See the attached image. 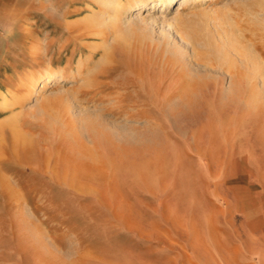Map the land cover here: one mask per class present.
Instances as JSON below:
<instances>
[{"label": "rangeland", "instance_id": "rangeland-1", "mask_svg": "<svg viewBox=\"0 0 264 264\" xmlns=\"http://www.w3.org/2000/svg\"><path fill=\"white\" fill-rule=\"evenodd\" d=\"M182 1L0 0V264H264V0Z\"/></svg>", "mask_w": 264, "mask_h": 264}, {"label": "bare ground", "instance_id": "bare-ground-1", "mask_svg": "<svg viewBox=\"0 0 264 264\" xmlns=\"http://www.w3.org/2000/svg\"><path fill=\"white\" fill-rule=\"evenodd\" d=\"M96 1V3L97 4H99L101 7H103V8H107V9H111L115 14H117L116 16H117V19H119V21L120 22H122V21H124V19H126V18H132L133 16H139V18H140V15L141 14H143V13H152V12H156L155 10L156 9H158L159 7H161V6H165V8L166 7H168V6H170V5H172L175 1H177V0H152V1H150V0H145V1H140V2H136L133 6H126V5H124L123 3H121L119 0H95ZM188 1H191V2H194V3H198V2H201V3H207V2H210V1H212V0H183L182 2H180L179 4V7H178V10L179 9H181V8H184V6H186L187 5V2ZM224 1V0H223ZM226 1V0H225ZM230 1V0H229ZM231 1H233V0H231ZM193 3V4H194ZM200 3V4H201ZM199 4V3H198ZM228 4V3H227ZM178 5V4H177ZM192 6V5H191ZM195 9V8H194ZM263 11H264V8H263ZM102 14L100 13V14H96V15H94V21L96 22V25L98 24V26H105L106 25V21L105 20H103L102 18H103V16H101ZM161 15H163V11L161 12ZM145 16V15H144ZM142 17V16H141ZM138 18V17H137ZM161 18H162V16H161ZM128 20V19H127ZM108 21V20H107ZM131 22V21H130ZM95 25V26H96ZM86 29V28H85ZM89 30V29H88ZM82 31V30H81ZM81 34V33H80ZM142 35V34H141ZM27 36V35H26ZM67 37V36H66ZM31 38V37H30ZM223 39V38H222ZM235 41H236V38L235 37H233V36H230L228 39H227V41L224 43V45L221 47V48H219V47H215V46H213V44H211V43H206V45L205 46H207V51H210V53L212 54V57L216 60V62L219 64V66H221V67H223V68H230L233 64V58L231 57V54H232V52H235L236 51V48H235V45H234V43H235ZM39 44L37 43L36 45H35V47H33V53H34V55H35V57H38L39 56ZM76 47V46H75ZM108 47V46H107ZM203 47V46H202ZM109 48H111V46L109 47ZM250 50H246L245 51V56L247 57V58H249V60H250V62H254V55H253V53L251 54V52H250V54H248V53H246V52H249ZM236 53V52H235ZM234 54V53H233ZM108 56V55H107ZM211 56V55H210ZM111 57V56H110ZM177 57V56H176ZM181 57V56H180ZM49 59V58H48ZM167 59V58H166ZM235 59V58H234ZM254 59V60H253ZM108 60V59H107ZM248 60V59H247ZM259 60V59H258ZM258 60H256V63L255 64H253V65H255V67L254 66H252V71H253V73H259V82H260V85L261 86H263L264 87V68L262 67V66H260V62L258 61ZM235 62V61H234ZM247 62V61H246ZM245 63V62H244ZM174 64V63H173ZM250 65V64H249ZM250 68V67H249ZM262 69V70H261ZM185 70V69H184ZM243 70V69H242ZM249 70V69H248ZM7 71V70H6ZM188 71V70H187ZM250 71V70H249ZM77 73V72H76ZM180 73V72H179ZM246 74V73H245ZM249 74V73H248ZM194 75V74H193ZM232 75H233V73H232ZM241 75V74H240ZM258 75V74H257ZM256 75V76H257ZM53 76V74H48V76L46 77V82H49L50 80H52V77ZM184 76V75H183ZM188 76V75H187ZM239 76V75H238ZM38 77V76H37ZM184 78V77H183ZM45 79V78H44ZM247 79V78H246ZM250 79V81L252 82L253 80H255L254 82H256V79H255V77H252L251 76V78H249ZM258 80V79H257ZM40 82H42V81H39L38 79L31 85V87H32V91H34V89L36 88V86H37V84H39ZM89 82V81H88ZM86 83V82H85ZM92 83H94V82H92ZM91 83V86L92 85H94V84H92ZM84 84V83H83ZM82 84V85H83ZM89 84V83H88ZM182 84H184V83H182ZM250 84V83H249ZM256 84V83H255ZM87 85V84H86ZM252 85V84H251ZM89 86V85H88ZM98 86H100V85H98ZM97 86V87H98ZM83 87V86H82ZM92 89V88H91ZM99 89V88H98ZM105 89V88H104ZM80 90V89H79ZM87 90V89H86ZM263 90V89H262ZM98 91H101V90H98ZM103 92V91H102ZM34 94V93H33ZM118 97H116L115 98V100L117 99ZM58 100V99H57ZM113 104V103H112ZM111 104V105H112ZM135 107V106H134ZM131 111V110H130ZM67 113V112H66ZM65 115H67V114H65ZM136 115V116H135ZM125 116V115H124ZM126 116H128V117H133V116H135V117H138V116H140V112H139V110L138 111H135L134 112V114L132 113H126ZM64 117V116H63ZM68 117H69V114H68ZM119 117V116H118ZM125 119V118H124ZM62 121H63V119H62ZM70 121V120H69ZM68 121V122H69ZM123 121V120H122ZM60 122V121H59ZM68 122H67V124H68ZM71 122H72V120H71ZM73 123V122H72ZM72 123H71V125H72ZM81 123H83V122H81ZM86 123V122H85ZM75 124H76V122H75ZM74 124V125H75ZM116 124V123H115ZM114 124V125H115ZM64 125V124H63ZM96 125V124H95ZM65 126V125H64ZM69 126H70V123H69ZM95 127H97V126H95ZM114 127V126H113ZM117 127H118V125H117ZM120 127H121V125H120ZM131 127V126H130ZM63 128V127H62ZM67 128V127H66ZM66 128H64V129H66ZM109 128V127H108ZM119 128V127H118ZM124 128H125V126H124ZM71 129V128H70ZM73 129V128H72ZM127 129V128H126ZM108 130V129H107ZM112 130H114V129H112ZM116 130V129H115ZM118 130V129H117ZM120 130V129H119ZM130 130V129H129ZM105 131V130H104ZM123 131V130H122ZM121 131V132H122ZM112 132V131H111ZM120 132V131H119ZM65 133H67V132H65ZM69 133V132H68ZM125 133V132H124ZM112 134V133H111ZM113 134H115V133H113ZM118 135V134H117ZM125 135V134H124ZM135 135V134H134ZM119 136V135H118ZM118 136H117V138H118ZM129 137V136H128ZM131 137H133V133H132V136ZM120 138H123L124 140H125V142H126V139H125V137H122V136H120ZM132 139H134V137L132 138ZM131 139V140H132ZM138 139V138H137ZM113 140H115V139H113ZM121 140V139H120ZM128 141V140H127ZM116 142V141H115ZM117 142H119V141H117ZM107 143V142H106ZM120 143V142H119ZM115 149V148H114ZM119 149V148H118ZM120 151V150H119ZM98 165V164H97ZM79 169H82V170H84L85 172H90V170H95V169H98V168H94V166L93 165H91L90 163H85V164H81L80 165V167H79Z\"/></svg>", "mask_w": 264, "mask_h": 264}]
</instances>
